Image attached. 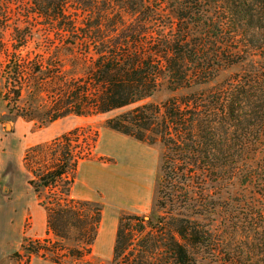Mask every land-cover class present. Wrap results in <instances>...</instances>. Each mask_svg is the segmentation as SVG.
<instances>
[{"label": "trees", "instance_id": "16d2710c", "mask_svg": "<svg viewBox=\"0 0 264 264\" xmlns=\"http://www.w3.org/2000/svg\"><path fill=\"white\" fill-rule=\"evenodd\" d=\"M183 1L166 9L149 0H13L26 11L22 20L33 16L42 23L20 19L12 27L11 51L5 50L0 72V100L9 113L51 124L138 104L109 119L106 128L163 148L158 213L148 220L120 214L110 264H159L163 254L166 264H197L194 251L222 245L220 228L234 225L229 195L225 217L217 216L221 191L235 179L251 186L264 205V63L251 61L258 56L264 62V0ZM6 16L3 9L0 18ZM34 29L42 34L22 56ZM232 67L240 72L202 89ZM162 83L173 92H191L160 107L142 103ZM76 132L74 139L55 140L56 162L29 185L40 198L63 183L40 205L56 243L74 240L68 252L80 260L92 249L102 207L70 197L77 164L85 159L74 155ZM257 210L245 217L254 234L264 224ZM53 262H59L57 255Z\"/></svg>", "mask_w": 264, "mask_h": 264}, {"label": "rangeland", "instance_id": "374dc122", "mask_svg": "<svg viewBox=\"0 0 264 264\" xmlns=\"http://www.w3.org/2000/svg\"><path fill=\"white\" fill-rule=\"evenodd\" d=\"M183 2V0H149V3L160 4L166 9L174 8ZM3 9H6L7 16L5 19L0 18V72L6 62L5 50L11 51L12 27L17 25L20 19H24L20 15L26 13L22 5L14 6L13 0L0 1V15ZM26 21L22 20L21 23H30L33 26L42 23L33 16ZM31 33L32 40L27 48L21 50L22 56H26L27 51L33 50L39 35L42 34L36 29ZM253 51L255 55L259 54L258 51ZM262 53L264 54V51ZM251 61L264 63L258 56H252ZM239 72L238 67H232L219 73L212 83L202 89L217 86ZM189 92L191 91L173 92L168 89L166 83H162L142 103L160 107L168 99L179 98ZM22 99L24 100V97ZM5 104L0 100V264H110L112 255L109 258H98L92 254V249L80 260L74 259L68 252L75 247L74 240H66L62 244L56 243V238L46 225V212L40 205V200L45 197L49 199L52 193L57 194L62 191L63 183L59 182L51 191L41 192L39 198L29 182L36 180L39 174L56 162L60 149L54 143L62 135L74 139L73 134L77 131L80 144L74 149V155L80 158L85 155V159L96 158L95 148L101 132L107 129L106 122L138 104L105 114L84 117L69 115L51 124H40L36 120L16 117L8 112ZM138 143L130 139L124 143L118 140L113 142L106 137L101 140L100 150L109 156L100 158L109 160V163L117 166H113L114 171L108 173V179L102 190L103 195L97 191L93 200L100 203L107 215L115 213L120 216L123 212L131 213L134 191L138 196L144 194L148 185L147 179L151 177L150 202L138 216L148 220L151 215L158 213L157 209L154 211L155 188L163 148L159 143L154 145ZM89 151L90 156L87 157L86 153ZM232 183V186L221 191L222 197L219 203L221 207L217 220L221 221L225 217L224 207L229 195L232 205L236 208L235 226L220 228L219 233L224 229L221 233L222 245H214L206 252H202L203 249L194 251L197 264H262L260 261L264 260V224L261 226L260 234H254L250 230L252 226L249 228L250 225L245 220L248 212L255 214L258 208H261L262 215L259 221L264 219L262 208L264 205L259 202L262 199L251 186L240 185L238 179L233 180ZM115 184L121 189L118 197L114 193ZM223 186H226V183L221 187ZM159 215L162 216L163 212ZM55 245H60L61 248L59 246L55 248ZM25 247L31 248V252L26 251ZM37 248L40 250L33 253L32 251ZM56 255L59 258L58 263L53 262ZM168 261L166 254L158 256L159 264H166Z\"/></svg>", "mask_w": 264, "mask_h": 264}, {"label": "crops", "instance_id": "0c3cea01", "mask_svg": "<svg viewBox=\"0 0 264 264\" xmlns=\"http://www.w3.org/2000/svg\"><path fill=\"white\" fill-rule=\"evenodd\" d=\"M104 137L108 138L109 141L114 142L118 140L122 143L126 142L128 139L133 140L109 129H104L100 134L95 148L96 158L84 159L77 164L76 177L70 190V195L73 199L93 201L95 200L94 196L97 194V191L103 195L102 190L105 181L108 179V173L114 171L112 168L113 166H116V164L99 160L100 157L109 156V154L103 153L100 150V143ZM147 180L148 185H146L145 193L138 196L136 191H134L132 195V214L139 215L141 212L143 213L150 202L152 177ZM120 191V187L115 184L114 193L117 194V197L119 196ZM118 217L119 214L111 213L107 215L105 211L102 210L97 236L92 246V254L94 256L98 258L111 257L115 242Z\"/></svg>", "mask_w": 264, "mask_h": 264}]
</instances>
